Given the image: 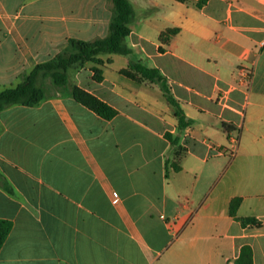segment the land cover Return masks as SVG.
Returning a JSON list of instances; mask_svg holds the SVG:
<instances>
[{
    "label": "crops",
    "instance_id": "1",
    "mask_svg": "<svg viewBox=\"0 0 264 264\" xmlns=\"http://www.w3.org/2000/svg\"><path fill=\"white\" fill-rule=\"evenodd\" d=\"M128 1L132 54L103 55L102 82L88 67L69 75L113 119L57 89L0 112V221L12 223L0 264H236L245 246L264 264V0ZM113 15L111 0H0V92L70 40L106 38ZM143 60L191 121L180 158L160 89L119 73ZM235 198L256 224L231 217Z\"/></svg>",
    "mask_w": 264,
    "mask_h": 264
},
{
    "label": "trees",
    "instance_id": "2",
    "mask_svg": "<svg viewBox=\"0 0 264 264\" xmlns=\"http://www.w3.org/2000/svg\"><path fill=\"white\" fill-rule=\"evenodd\" d=\"M174 1L201 9L206 6L209 0H199L198 2L193 0ZM111 2L114 15L109 27V35L106 38L95 42L70 40L64 50L52 60L36 66L23 78L19 85L0 92V112L12 106L35 107L46 101L48 96L45 94L47 86L44 80L49 78L58 91H69L78 103L98 116L105 120L113 119L118 114L114 108L73 84L69 79L72 71L88 67L93 72V80L102 82L104 79V67L106 63H109V61L105 62L101 58L103 55L130 56L132 54V50L127 45V40L130 36L128 25L134 18L132 6L128 0H111ZM178 31V29L166 31L161 35L162 41L168 42L171 35H175ZM119 73L135 82L156 85L160 89L178 119L177 136L167 133L166 138L175 146H178L176 156L180 158L183 153L179 146V135L191 125V121L187 119L181 104L174 97L169 79L159 69L151 67L147 60L132 61L127 68L122 69ZM224 127L228 133L233 130L229 125L224 124ZM241 203L242 200L240 198H235L231 201V217L241 222L243 226L256 224L254 218L237 217V211ZM11 230V222L0 221V250ZM236 264H254L251 247L245 246L242 248Z\"/></svg>",
    "mask_w": 264,
    "mask_h": 264
},
{
    "label": "rangeland",
    "instance_id": "3",
    "mask_svg": "<svg viewBox=\"0 0 264 264\" xmlns=\"http://www.w3.org/2000/svg\"><path fill=\"white\" fill-rule=\"evenodd\" d=\"M44 83H45L46 86H47V87H46V90H45V94H46L47 96H49V95L52 94V91H53V90H56V88L52 85L51 80H50L49 78L45 79V80H44ZM235 137H236L237 140L240 139V131L235 132Z\"/></svg>",
    "mask_w": 264,
    "mask_h": 264
},
{
    "label": "built area",
    "instance_id": "4",
    "mask_svg": "<svg viewBox=\"0 0 264 264\" xmlns=\"http://www.w3.org/2000/svg\"><path fill=\"white\" fill-rule=\"evenodd\" d=\"M251 73L248 70H243L242 71V77L248 82L250 79ZM117 198V195H115Z\"/></svg>",
    "mask_w": 264,
    "mask_h": 264
}]
</instances>
